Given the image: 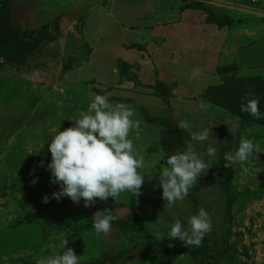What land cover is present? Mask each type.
<instances>
[{"label":"rangeland","instance_id":"374dc122","mask_svg":"<svg viewBox=\"0 0 264 264\" xmlns=\"http://www.w3.org/2000/svg\"><path fill=\"white\" fill-rule=\"evenodd\" d=\"M224 17L229 28L213 25ZM248 22L264 28V0H0V264H34L61 251L64 235L80 264H264V119L240 110L256 98L264 113V78L248 74L253 63L237 42L245 32L230 29ZM96 94L128 105L140 121L129 138L145 181L139 196L85 208L83 200L52 198L58 186L46 170L47 142ZM205 127L209 140L192 141ZM241 139L259 152L224 167ZM189 144L198 154L214 146L217 155L205 157L211 166L169 206L159 156ZM104 208L117 218L97 235L92 215ZM200 208L212 229L199 247L156 239V228L166 235L174 218L186 225ZM125 212L136 227L121 224Z\"/></svg>","mask_w":264,"mask_h":264},{"label":"clouds","instance_id":"9594fccd","mask_svg":"<svg viewBox=\"0 0 264 264\" xmlns=\"http://www.w3.org/2000/svg\"><path fill=\"white\" fill-rule=\"evenodd\" d=\"M199 107L204 110L206 105L201 102ZM240 110L255 120L264 119L256 98H248L240 105ZM133 117L134 111L128 105L112 104L106 95L96 94L87 110L79 113V118L72 116L75 122L71 127L63 131L57 128L56 134L47 142L51 159L46 170L50 172V183L58 186V191L51 194L52 198L59 201L67 197L77 204L83 200V206L88 208L97 199L107 202L109 198L118 199L123 193L139 196L145 177L138 171L143 166V157L136 152L133 140L129 138L130 132L135 131L138 136L140 131V121ZM178 127L188 130L190 125L181 121ZM211 129L205 127L192 132L191 140L203 145L213 135ZM232 131L234 133L236 129ZM259 150L258 143L241 139L234 151L225 154L224 167L244 164ZM216 155L214 146L210 145L198 154L191 144L171 155L161 153L159 160L166 161L159 174L163 200L169 206L183 200L196 185L197 178L211 166L212 162L205 157L215 158ZM36 182L34 179L31 183ZM42 200L48 203L49 197L45 195ZM116 211L104 208L92 215V227L97 235L111 231L117 218ZM167 227L166 235L159 228L155 229L156 239H178L183 244L199 247L203 237L211 231L212 224L209 214L200 208L188 218L186 225L174 218ZM67 244L64 235L59 245L61 251L36 258L34 264H80L79 256L71 248L66 249Z\"/></svg>","mask_w":264,"mask_h":264},{"label":"crops","instance_id":"0c3cea01","mask_svg":"<svg viewBox=\"0 0 264 264\" xmlns=\"http://www.w3.org/2000/svg\"><path fill=\"white\" fill-rule=\"evenodd\" d=\"M148 1H151V0H148ZM239 1H243V0H239ZM161 11L163 12V10ZM250 23L251 22H248V24L244 26L234 25V26H231L230 29L233 32L234 31H241V32L244 31L245 32V34H243L240 38L237 39V42H238V45L241 46L239 52L241 51L242 55L244 54L246 57H249V61L253 63L252 65H250L248 69H246L248 74L252 73L253 74L252 76L257 75V76H261L264 78V55H263L264 52H262V49L260 51L259 50L255 51L257 44H260V43L264 44V40H261L262 36H264V28L261 27L260 30L257 31L255 27H251V25L249 26ZM234 24H237V23H234ZM233 38L235 39V36H233ZM257 40L259 41L256 44H252V46L250 45L251 42L253 43V41H257ZM257 59H259V62L256 61ZM246 70H244V72ZM152 264H177V263L156 261ZM178 264H181V263H178Z\"/></svg>","mask_w":264,"mask_h":264},{"label":"trees","instance_id":"16d2710c","mask_svg":"<svg viewBox=\"0 0 264 264\" xmlns=\"http://www.w3.org/2000/svg\"><path fill=\"white\" fill-rule=\"evenodd\" d=\"M232 23H233L232 20L228 17L217 18L214 21V25H216L219 29H222L223 27H229ZM123 216H122L123 220L121 222L122 225H124L125 227H132V228L136 227V222L130 214L128 215L125 214Z\"/></svg>","mask_w":264,"mask_h":264},{"label":"water","instance_id":"95a60500","mask_svg":"<svg viewBox=\"0 0 264 264\" xmlns=\"http://www.w3.org/2000/svg\"><path fill=\"white\" fill-rule=\"evenodd\" d=\"M125 214H127V215H128L129 213H128V212H125Z\"/></svg>","mask_w":264,"mask_h":264}]
</instances>
